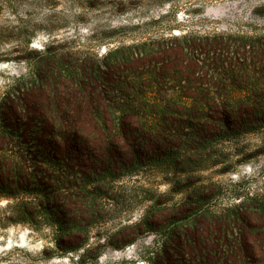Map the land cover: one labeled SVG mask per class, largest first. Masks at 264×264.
<instances>
[{"label": "rangeland", "instance_id": "rangeland-1", "mask_svg": "<svg viewBox=\"0 0 264 264\" xmlns=\"http://www.w3.org/2000/svg\"><path fill=\"white\" fill-rule=\"evenodd\" d=\"M206 41L264 85V0H0V264H264V109L213 113L192 149L111 101L153 65L188 74ZM181 120L195 139L198 118Z\"/></svg>", "mask_w": 264, "mask_h": 264}, {"label": "trees", "instance_id": "trees-1", "mask_svg": "<svg viewBox=\"0 0 264 264\" xmlns=\"http://www.w3.org/2000/svg\"><path fill=\"white\" fill-rule=\"evenodd\" d=\"M194 44L199 43H191V45ZM202 45L206 49L204 52L206 59L203 61L196 58L195 55L180 59L182 61L181 65L186 67L188 74L184 73L183 69H175L173 66L163 62L161 65H153L148 75L150 79H147V81H144L145 79L139 76L134 82L122 80L118 83L112 82L108 89L112 92L110 93L112 96L111 101L117 102L121 108L120 117H123V120L128 115L139 117L137 121L138 128H142L141 131L148 134L149 137L156 138L153 142L162 141L166 146L176 144L177 142L178 145L186 143L192 146V149H197L199 145L209 144L214 136L211 122L213 118L211 115L213 113L221 114L220 117L230 114L242 116L245 113L259 115L260 111L264 109V103L260 100V97L264 95V85L259 86L253 77H249L248 65L239 62L240 60L237 59L239 60L238 65L227 55V43L221 47L224 51L222 52L224 54L223 57L215 56V44L206 41ZM212 52L214 55L211 54ZM171 56L175 57L172 54ZM205 60L207 61L205 65L208 67L207 72L209 74L202 75L199 72V68L200 64L204 63ZM216 67L222 70L224 77H216V75L211 73L212 71L210 70ZM165 77H169L171 80L178 81L179 83L176 85L174 93L164 100L159 98L155 91H157L156 88L160 86ZM247 79L253 81L248 84ZM238 81L240 83H237ZM242 82L245 83L241 85ZM148 87L153 88L149 92L154 94L146 98L144 93H146ZM218 89H223L228 93L234 92V90L251 92V94L253 92L255 96L257 95V99L254 102H248L249 104L247 105V101L241 98L232 101L230 99L219 100L215 95ZM184 92H191V94ZM171 113L178 114L180 117L176 119L171 116ZM183 115H191L194 118H198V121L187 129L190 131H186L187 134L193 135L195 139H181L180 136L183 134L182 128L185 127L181 120V116ZM169 127L172 130L179 131V134L177 133L178 138L175 141L165 136L167 132L171 131ZM201 149L202 151L206 150L204 146Z\"/></svg>", "mask_w": 264, "mask_h": 264}]
</instances>
